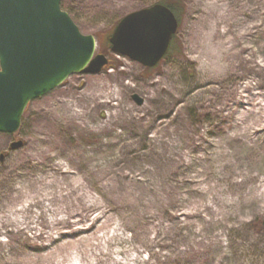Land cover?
<instances>
[{
	"label": "rangeland",
	"instance_id": "374dc122",
	"mask_svg": "<svg viewBox=\"0 0 264 264\" xmlns=\"http://www.w3.org/2000/svg\"><path fill=\"white\" fill-rule=\"evenodd\" d=\"M161 2L177 8L171 55L115 54L120 19ZM62 7L114 67L71 75L0 133V264H264V0ZM39 200L57 214L35 218Z\"/></svg>",
	"mask_w": 264,
	"mask_h": 264
},
{
	"label": "water",
	"instance_id": "95a60500",
	"mask_svg": "<svg viewBox=\"0 0 264 264\" xmlns=\"http://www.w3.org/2000/svg\"><path fill=\"white\" fill-rule=\"evenodd\" d=\"M62 0H0V133L14 134L27 106L73 74H98L109 64L96 53L94 35L83 34ZM179 22L163 4L124 16L110 37L111 50L144 67L168 54ZM133 99L143 103L134 94ZM24 142L14 141L12 150Z\"/></svg>",
	"mask_w": 264,
	"mask_h": 264
},
{
	"label": "bare ground",
	"instance_id": "6f19581e",
	"mask_svg": "<svg viewBox=\"0 0 264 264\" xmlns=\"http://www.w3.org/2000/svg\"><path fill=\"white\" fill-rule=\"evenodd\" d=\"M115 94H117V91L116 90H108V91H106L104 94H103V97H107V98H109V99H111V98H113L114 97V95ZM68 107V106H67ZM71 107H73V105H71L70 106V108ZM69 108V109H70ZM72 109V108H71ZM70 111V110H69ZM71 112V111H70ZM72 113H74L75 115H78L80 112L77 110H75V109H72ZM256 126H259V125H256ZM48 200H51V201H53V200H56V197L55 196H53V197H48L47 198ZM46 199H44V201H45ZM35 204V202L34 201H32V202H30L29 203V205L28 206H24L22 209H20L21 210V216L19 217V218H16V219H13V225L15 226V227H17V230L18 231H24L25 229H26V227L28 228L29 227V222L27 221V217H26V213L30 210V207L32 206V205H34ZM37 204V203H36ZM38 204H42V207H44V210H43V212H42V214L40 213V214H37L36 213V216H35V218H37V219H41V218H43L44 219V216H45V212H53L52 211V208L50 207V205L49 204H47V203H45V202H43V201H40L39 200V203ZM54 210V212L57 214V209H53ZM53 212V213H54ZM30 229H32V228H30Z\"/></svg>",
	"mask_w": 264,
	"mask_h": 264
},
{
	"label": "trees",
	"instance_id": "16d2710c",
	"mask_svg": "<svg viewBox=\"0 0 264 264\" xmlns=\"http://www.w3.org/2000/svg\"><path fill=\"white\" fill-rule=\"evenodd\" d=\"M162 3V2H161ZM163 4H165V5H167L175 14H177V8L176 7H174L172 4H170V3H163ZM63 8V7H62ZM64 9V8H63ZM115 27V26H114ZM114 27H113V29H114ZM113 31V30H112ZM175 39H176V36H174V38H173V41H172V45H171V49H170V51H169V54L167 55V56H169V55H171V53H172V49H173V47H174V41H175ZM110 67H112L111 66V64H110ZM114 67V66H113ZM112 67V68H113Z\"/></svg>",
	"mask_w": 264,
	"mask_h": 264
}]
</instances>
